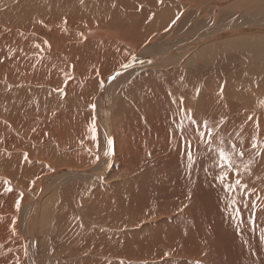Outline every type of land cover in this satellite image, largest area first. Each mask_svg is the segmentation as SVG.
Wrapping results in <instances>:
<instances>
[{
  "label": "bare ground",
  "instance_id": "1",
  "mask_svg": "<svg viewBox=\"0 0 264 264\" xmlns=\"http://www.w3.org/2000/svg\"><path fill=\"white\" fill-rule=\"evenodd\" d=\"M128 2L137 6L136 29L130 31L120 19L109 31L102 25L87 29L86 39L101 41L74 46L71 31L79 30L50 29L46 22L66 13L75 26L85 25L77 6L83 2L0 0V112H10L7 124L0 122V264H264V0ZM175 2L177 20L169 8ZM15 29L20 41V35L9 33ZM27 29L39 37L24 36ZM43 36H50L54 42H48L65 55V50L86 55L69 74L85 66L91 71L92 66L106 67L105 76L112 71L89 84L95 112L60 123L52 138L57 143L49 142L38 126L44 116L52 117L45 109L82 110L91 93L73 85L55 99L36 90L32 80L37 76L46 86L54 84L49 76L54 66L34 58L44 48ZM140 40L146 46L137 51ZM120 47L127 48L128 56L115 54ZM10 75L15 79L5 80ZM145 75L152 84L140 91ZM93 117L99 148L91 139ZM179 120L183 141H191L195 154L191 168L176 129ZM204 122L213 131L211 148L196 131ZM35 129L39 134L31 139ZM105 133L114 141L111 157L104 156ZM64 138L93 145L100 160L89 163V158L57 152L65 151ZM232 145L234 168L222 169L218 152L231 151ZM241 151L243 157L236 155ZM50 154L56 167L45 165ZM224 171H229V182H241L231 193L217 178ZM5 180L11 182L10 193ZM89 183L98 188L84 191L81 185ZM86 200L92 207L82 204ZM12 214L19 221L17 239Z\"/></svg>",
  "mask_w": 264,
  "mask_h": 264
},
{
  "label": "rangeland",
  "instance_id": "2",
  "mask_svg": "<svg viewBox=\"0 0 264 264\" xmlns=\"http://www.w3.org/2000/svg\"><path fill=\"white\" fill-rule=\"evenodd\" d=\"M40 1L47 3V5H52L54 3H60L63 0H40ZM65 1L69 2V0H65ZM77 1L83 2V4H78L77 6H78V8L81 7L83 9V17L86 19L85 25L78 22V26H75L72 23V18L69 15H67L66 13H59L56 16L51 17L52 20H49L48 22H46L47 24H49L48 27L50 29H61V26H63L64 29H77V30H79L80 34H78L76 31L75 32L71 31L72 32V34H71L72 39H70L69 42L72 43L74 46L81 44V43H83L82 44L83 46H86L87 41H96V43H97V41H101L98 37H94L93 39H86V35H88L87 29H90L91 27H92V29H98L99 26L102 25V26H104V28L106 30L109 31L111 29L116 28L118 21L120 19H125L127 22V29H129L130 31H133L134 29L137 28V23H134V20L137 21V18H138V12L136 11L137 6H134V4L129 3L128 0H101L93 6L88 4V2L91 3V0H77ZM129 1H131L133 3H149V0H129ZM156 1L159 2V0H156ZM140 7L141 8H147V6L145 4H141ZM169 8L173 11V13L175 14V20H177L179 15H180V11H179L180 9L178 8L177 3L175 2ZM89 13H90V18L88 16ZM60 17L63 18L62 22H58ZM23 30H25V29H23ZM26 32L27 33H25L24 36H27V37L33 36L34 38L39 37V35H36L33 31H31V29H27ZM36 32L39 33V31H37V30H36ZM9 33L12 35L13 34L16 35V33L18 35H20V31L18 29H15L14 31H10ZM112 33L114 34V32H112ZM6 35H8V34H6ZM18 35H17V37H18ZM152 35H153V31L151 33V36ZM20 40H21V35L19 36L18 41H20ZM40 40H45V42L41 41V44L44 46V48H43V50H41L39 48V52L34 54V58L38 59L39 62H41V63L54 66L52 69L53 71L50 69L51 71L49 72L50 78L53 77L54 84H52V86H46V85H48L46 83V80L37 76V78H34L32 80V83H33V85H35L36 90L37 89L42 90L43 93L44 92L47 93V95L49 97H50V95H52V96H54L55 99H59L61 92H63V91L66 92L68 89H71L73 85L76 86V89L78 91H83V90L89 89V93H91V94L86 95L83 99V100H85L86 103L88 102V104H89V106L87 108H85L86 103H85V105H83L82 102L77 101V98H71V100L69 98V101H73L75 103H77V102L82 103L80 105L83 108L82 110H80V109L79 110H71L70 108H65V110H67V111H61L63 108H61L60 110L59 109H57V110L56 109H49V108L45 109V112L49 114L48 116H52V117L44 116L43 120L45 121V123L41 125V122H40V124L38 126L42 128V131L44 132V134H46L50 137L49 142L57 143V140H53V139H55V136H57L55 130L60 129L59 128L60 123H62L63 121L65 123L66 120L71 116H77L79 118H82L83 113H85L87 111L89 113L92 112V109H89V108H91V105L93 104L92 103L93 93L90 90L89 84L92 83L93 81H94V83H96L97 80L101 79L102 77L106 78L112 71H110L105 76L103 74V71H104V69H106V67L96 69V68H93V66H92V71H91V70H86L87 67L85 66L82 70L78 71V69L76 68L74 70V72L69 74L68 70L72 67L79 66L82 62V57L85 58L86 55L83 52L76 53L74 55L70 50H65V53L67 54V55H65L62 52L64 49L62 50V49H59L57 47H54L55 45H51L48 42V40H52L50 36H43V38ZM5 42H6V44H8L7 41H5ZM37 45H38V43H34V46H37ZM144 46H146V44L144 45V42L142 40L137 41L135 43V49H138L137 51H140V49L141 50L144 49ZM7 47H9V46H7ZM101 50H106V51L110 52L111 54H113V51L109 48L101 47ZM4 53H6V52H4ZM116 53L119 55L120 58L128 56L126 47H120V48L116 49L115 54ZM49 56H51V57H49ZM1 59L2 58L0 56V63H1ZM55 77H56V80H55ZM17 78H18V80H20L22 77L19 76ZM14 79H15V76H13V75H10L7 78H5V80H8V81L14 80ZM141 81H142L141 84L144 87H141L140 91L143 89H148L152 84L151 79L148 78L147 75L142 77ZM0 83H1V80H0ZM232 83H233V81L231 83H228L229 87H231ZM29 87H31V86H29ZM235 90L240 91V92L243 91V89L239 88V87ZM26 91H28V89H26ZM251 91L252 90H250V94L253 93V91L252 92ZM67 97H70V96H67ZM73 99H75V101ZM88 99H90L91 101H89ZM63 112H68L66 117L61 116V114ZM9 113L10 112H7V113L0 112V115H3L5 117V118H0V122H2L4 124V126L7 124L6 117L9 116ZM37 117L38 116L36 115L32 119L37 120ZM40 120L41 119H39L38 121H40ZM46 121L51 122V123H46ZM61 130H63V129H61ZM37 132L38 131L36 129L33 132L30 131V135H31L30 138L32 139V137L36 136ZM37 134H39V133H37ZM42 138H43V134H42ZM22 139L23 140H21V141L28 142V140H26L24 138H22ZM84 140H85V138H84ZM73 145H75V146H73ZM88 145L89 144H87L84 141H76L74 143L73 142L68 143L64 138V142L61 144V146L66 148L65 151H62L58 148H55V149L57 150V152H59L61 154H65L66 156L73 155V158H76L75 156H79L81 158H89V161H88L89 163L98 162L100 159L99 160L96 159V152L93 149L94 146L91 144H90V146H88ZM22 147H23V149H25L23 145L20 148H22ZM12 150L14 151V148H12ZM1 151L2 150L0 147V152ZM50 156H52V155L51 154L48 155L47 159L41 158V156H39V158L43 162H44V160H42V159H45V165L47 167L48 166L49 167H56L57 165H53L51 163V161L48 159ZM81 186H82L84 191H95L96 188H98V185L96 183L82 184ZM24 188H28V186H25ZM69 189H70V191H73V193H76L75 191H76L77 187L70 185ZM27 190H30V189H27ZM60 191H63V190L61 189ZM23 198H24V195H23ZM23 198L22 199L19 198V199L23 200ZM82 204L87 208L92 207L91 203L87 200L84 202L82 201ZM70 213L72 214V212H70ZM12 219H17V222L13 221L11 223V228L12 229L15 228V236L13 237V239H17L18 234H19V229L17 230L16 227H17V223L19 225V221H18L16 214L11 215V220ZM36 235L37 234H34V236H36ZM101 258H103V257H101ZM49 260H55V259L50 258ZM51 262H56V261H51Z\"/></svg>",
  "mask_w": 264,
  "mask_h": 264
},
{
  "label": "snow or ice",
  "instance_id": "3",
  "mask_svg": "<svg viewBox=\"0 0 264 264\" xmlns=\"http://www.w3.org/2000/svg\"><path fill=\"white\" fill-rule=\"evenodd\" d=\"M37 47H39V45H37ZM132 59H133L134 62L136 61L135 57H133ZM123 67L125 69H127L128 67H130V65L125 64V65H123ZM119 75H121V73L117 72L116 76H119ZM116 76L110 77V80L116 79ZM103 86H104V82L101 81V88H103ZM91 108H92L93 112H95L96 105L92 104ZM193 123H195V121H193ZM257 127H259L258 123H257ZM176 129L180 133V135L182 137V141H183L185 129H184V125H183V121L182 120H179L177 122ZM204 129H207V132H205ZM90 131L92 133L91 139L93 141L97 142V146L99 148V141H98V137H97V127H96V118L95 117H93V119L91 121ZM196 131L199 133L200 142L204 143L207 148H211L212 144H213V131H212L211 128H209L207 122H204L202 124V128H198V129H196ZM104 137L106 139V144H107V148L104 151V156L111 157L112 155H114V141H113L111 135L108 134V133H105ZM183 142L186 145L187 165H188L189 168H191L196 163L195 154L192 151V143H191L190 140L183 141ZM252 147L254 149L258 148L259 147V141L257 140L255 142H253ZM235 148H236V145H232L231 151H225L224 149H220L219 150L218 155H219V158H220V161H221L220 167L222 169L232 170L234 168L231 156H232V153L235 151ZM236 155H239V156L243 157L244 156V152L241 151L239 153H236ZM24 158H25V160H27L28 159L27 155H25ZM96 159L97 160L100 159L99 155L96 156ZM237 175H238V173H237ZM217 178L219 179L220 184L225 188V190L230 192V193L235 191V185H239L241 183L239 180L235 181V185L233 183L229 182V171H224L221 174H218ZM10 183H11L10 181H7V180L4 181V184L6 186V191L9 192V193L13 191L12 187L10 186ZM22 198H23V193H20V199H22ZM235 203H236V201L233 200L232 201V205H233L234 210L236 212V216L239 217L240 210L238 208H235ZM16 209H17V211H19V209H20V201L19 200L16 203ZM13 232H15V228H13Z\"/></svg>",
  "mask_w": 264,
  "mask_h": 264
}]
</instances>
